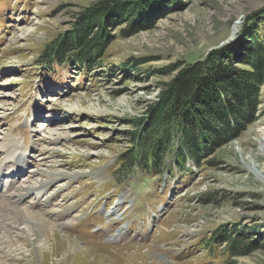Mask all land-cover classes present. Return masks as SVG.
<instances>
[{"label": "rangeland", "instance_id": "obj_1", "mask_svg": "<svg viewBox=\"0 0 264 264\" xmlns=\"http://www.w3.org/2000/svg\"><path fill=\"white\" fill-rule=\"evenodd\" d=\"M99 1L0 0V144L11 145L0 149L1 261L264 264V81L246 124L209 151L214 163L187 159L158 177L116 173L129 121L170 78L158 71L239 39L241 56L251 33L264 42V0H157L151 12L138 6L131 20L106 28L116 36L96 69L42 63L45 45ZM132 27L142 29L118 35ZM18 162L21 177L12 173ZM28 211L54 224L57 242ZM239 236L245 246L236 254ZM11 237L18 243L4 247Z\"/></svg>", "mask_w": 264, "mask_h": 264}, {"label": "trees", "instance_id": "obj_2", "mask_svg": "<svg viewBox=\"0 0 264 264\" xmlns=\"http://www.w3.org/2000/svg\"><path fill=\"white\" fill-rule=\"evenodd\" d=\"M156 2L100 0L84 8L72 29L58 33L45 45L40 61L96 69L116 36L106 28L113 30L122 18L131 20L139 7L151 12ZM247 20L250 25V16ZM141 29H121L118 35L128 37ZM237 42L210 50L193 62L178 61L158 71L170 78L158 84L156 98L145 104L143 115L129 121L130 145L118 157L116 173L126 178L137 172L158 177L172 175L173 167L183 168L187 159L196 166L214 163L206 159L209 151L231 141L233 132L246 124L264 81L263 40L251 33L249 41L241 42V56L235 52ZM244 246L239 236L235 253Z\"/></svg>", "mask_w": 264, "mask_h": 264}, {"label": "bare ground", "instance_id": "obj_3", "mask_svg": "<svg viewBox=\"0 0 264 264\" xmlns=\"http://www.w3.org/2000/svg\"><path fill=\"white\" fill-rule=\"evenodd\" d=\"M80 97V96H79ZM50 132V131H49ZM7 143L8 142H2L1 144H0V149L3 147V148H5L6 150H9V149H11L10 147H11V145H7ZM20 157V159H18L17 158V161H24V157H22V156H19ZM16 158V157H15ZM16 161V160H15ZM14 161V162H15ZM21 162V163H22ZM19 162H18V165L16 166L17 167V169L15 170H13V174L14 173H19V177H21L23 174V172H24V167H20L19 166ZM18 167H19V169H22V170H18ZM2 168H0V170H1ZM54 172V171H53ZM56 172V171H55ZM22 174V175H21ZM54 175H55V173H54ZM45 182H41L39 185H30V186H26V187H24V188H21V189H23V191H21V192H19L18 194H17V199H16V201L15 202H19V200L20 199H22V197H24V195H26V194H28V193H30V192H33L34 190H39L40 188H42V187H44L45 186ZM9 206H7V207H5V208H7V209H9V212H10V210L12 211V210H14L13 208L12 209H10V208H8ZM16 211V210H15ZM17 212V211H16ZM25 213V215L24 216H28V218H30V223L34 226V228H36V230L37 231H39L40 233H44V234H46L45 236H46V239H48V237H51V239H52V241L54 242H57V240L54 238V233L52 234L51 233V235H49V232H52V230H53V228H54V224L53 223H50V222H48L47 220H45L43 217H42V215H41V213H38V212H24ZM27 213V214H26ZM14 214V213H13ZM32 226V227H33ZM8 233L10 234V232L8 231ZM59 233V232H58ZM57 233V235H59L60 237H61V239L62 240H60V241H67L66 239H67V234H58ZM9 236V235H8ZM114 237H115V235H114ZM8 239V240H7ZM5 241H3V243H5L4 245V247H8L9 245H10V243L12 242V243H15V244H17L18 242H16V240H14V239H12V237H11V239L10 238H7ZM2 240V239H1ZM45 240V239H44ZM73 240V239H72ZM74 241L75 242H77L78 241V239H76V238H74ZM54 242V243H55ZM2 242H0V244H1ZM70 245V244H69ZM75 244H72L71 246H74ZM11 246V245H10ZM4 247L2 246V248L4 249ZM53 255V254H52ZM1 259L2 258H0V264H4L2 261H1Z\"/></svg>", "mask_w": 264, "mask_h": 264}]
</instances>
